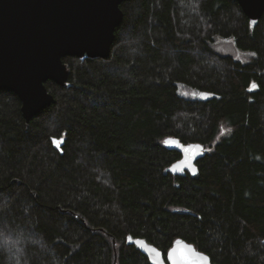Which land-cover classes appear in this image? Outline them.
I'll return each instance as SVG.
<instances>
[{"label": "trees", "instance_id": "trees-1", "mask_svg": "<svg viewBox=\"0 0 264 264\" xmlns=\"http://www.w3.org/2000/svg\"><path fill=\"white\" fill-rule=\"evenodd\" d=\"M121 8L110 56L66 57L68 85L48 82L56 102L29 123L0 90V264H152L130 239L264 264V15L252 29L235 0ZM168 139L204 149L197 175L169 172Z\"/></svg>", "mask_w": 264, "mask_h": 264}, {"label": "water", "instance_id": "water-1", "mask_svg": "<svg viewBox=\"0 0 264 264\" xmlns=\"http://www.w3.org/2000/svg\"><path fill=\"white\" fill-rule=\"evenodd\" d=\"M130 0H0V90L14 93L27 121L54 104L46 84L68 85L66 57L107 58L116 29L124 20L122 4ZM256 28L264 15V0H235ZM166 146L181 153L170 167L174 176L197 175L204 155L199 145L168 139ZM136 244L152 264H213L211 258L183 239L166 257L143 240Z\"/></svg>", "mask_w": 264, "mask_h": 264}, {"label": "rangeland", "instance_id": "rangeland-1", "mask_svg": "<svg viewBox=\"0 0 264 264\" xmlns=\"http://www.w3.org/2000/svg\"><path fill=\"white\" fill-rule=\"evenodd\" d=\"M218 51L226 54H232L236 59L242 60V61H247L248 56L245 54L239 53L233 42L229 41H219L218 43ZM180 93L182 96L190 99H196V100H207L209 95L204 92H200L197 90L189 89L185 86H181L180 88Z\"/></svg>", "mask_w": 264, "mask_h": 264}, {"label": "bare ground", "instance_id": "bare-ground-1", "mask_svg": "<svg viewBox=\"0 0 264 264\" xmlns=\"http://www.w3.org/2000/svg\"><path fill=\"white\" fill-rule=\"evenodd\" d=\"M43 111V110H42Z\"/></svg>", "mask_w": 264, "mask_h": 264}, {"label": "snow or ice", "instance_id": "snow-or-ice-1", "mask_svg": "<svg viewBox=\"0 0 264 264\" xmlns=\"http://www.w3.org/2000/svg\"><path fill=\"white\" fill-rule=\"evenodd\" d=\"M59 146V145H58Z\"/></svg>", "mask_w": 264, "mask_h": 264}]
</instances>
